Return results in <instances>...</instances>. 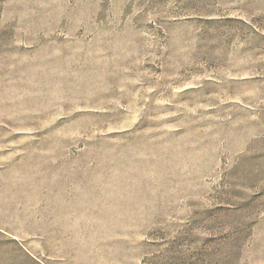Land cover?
<instances>
[{
  "label": "rangeland",
  "instance_id": "374dc122",
  "mask_svg": "<svg viewBox=\"0 0 264 264\" xmlns=\"http://www.w3.org/2000/svg\"><path fill=\"white\" fill-rule=\"evenodd\" d=\"M0 264H264V0H0Z\"/></svg>",
  "mask_w": 264,
  "mask_h": 264
}]
</instances>
